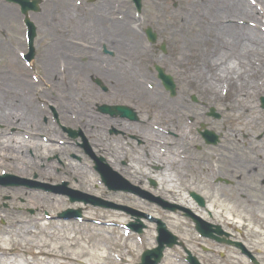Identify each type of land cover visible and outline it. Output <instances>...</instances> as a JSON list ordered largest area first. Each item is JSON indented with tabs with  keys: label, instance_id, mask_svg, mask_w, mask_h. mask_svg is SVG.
<instances>
[{
	"label": "bare ground",
	"instance_id": "1",
	"mask_svg": "<svg viewBox=\"0 0 264 264\" xmlns=\"http://www.w3.org/2000/svg\"><path fill=\"white\" fill-rule=\"evenodd\" d=\"M61 1L58 0V4ZM255 1V4L260 1L264 8V0ZM187 3L189 7L183 9V16H179V20L183 24L180 23V26L178 24L175 27L172 24L173 28L169 25L168 29L171 31L169 35L170 41L172 38L184 41L181 44L177 64L187 67L184 71L188 87L192 92L200 95L206 107L219 105L225 108L235 135H240L245 130L247 131L250 120L251 124L249 126L256 122L262 124L264 116L260 111L256 110L249 100L253 96L256 97L260 93L259 89L264 87V77L258 76L256 69L251 67L244 58H233V60L224 61L223 57L225 56L222 57V49H233V52L237 54L240 52H248L255 55L264 53V49L262 50L261 48L264 42V35H262L261 31L248 25L241 26L244 18L254 14L256 8L251 5L249 0H187ZM191 8L202 9V13L198 18L195 17L194 19V16H190ZM99 13L97 16L100 15ZM4 16L8 15L4 14ZM127 27L129 28V30H126L127 34L132 37L131 42H133L137 39L132 30L135 27V23H128ZM112 30V32L103 33V38L108 36L106 40L112 49L124 51L126 49L125 45L120 44L121 42L119 43L112 34L119 32L120 36H123V24L118 26L114 24ZM81 32L86 33L83 30ZM127 40L129 41V38ZM133 47H135L134 44L131 45V48ZM59 48L63 50L62 48H66V46L60 43ZM91 50L93 52L97 51L96 48ZM132 52L135 53V50L133 49ZM90 56L85 64H79L74 59L70 60L69 58L63 66H60L64 79L57 73L58 69L52 68V59L50 58H46V69L48 77L54 80V88L66 87L65 96H57L55 99L56 110L62 119V123L72 124L76 128L81 129L87 134L91 147L96 150L95 152L103 155L110 164L115 165V162H117V158L114 156L115 150L109 144L110 140L104 138L103 132L110 124L121 129L125 134L136 133L138 127L127 121H112L109 118L91 114L92 107L98 101L100 102L103 96L97 94L92 86L89 87L87 80L96 77L97 74L102 75L104 73L97 69L96 62L98 58L96 57L98 54L93 53ZM9 79L3 78L0 80V121H4L2 124L6 125V127L10 125L9 120L13 121L14 126H19L21 123L24 125L26 121V124L33 123L35 120L32 114L34 109L30 101L17 92V88L21 85L28 86V83L22 78H15L13 80L15 89L10 90L13 85L6 83L9 86L7 87L3 84L4 82L2 83L4 80L9 81ZM108 81L112 90L122 91L126 95L142 98L143 104L147 107L146 114L148 119L142 120L141 124L144 126L143 132L148 137L150 145L149 160L151 163L161 166V169L155 173H143L141 175L142 178L152 177L157 182L158 188L152 194L167 202L168 205L173 204L193 213L195 211L198 212V207L191 202L190 197L181 194L183 191L179 188L178 183L182 174L178 172V169L183 167L186 159H189L190 162L194 163L191 164V172L212 171L213 165L218 162L220 157L213 153H208L203 157L186 153L187 145L192 149L196 143L198 144V140L188 138L185 125L182 123L185 116L182 111L183 105H177L166 99L158 91L159 84L153 86L145 76H137L131 74L130 71L123 72L117 66H115ZM72 84L77 85L78 90L77 87L76 89L71 87ZM73 96H76L80 102V109H78L79 106L75 108L74 105H67L64 102L66 98L71 99ZM22 116L26 118L23 119ZM35 126H38V124H35ZM54 138L55 134L51 136L47 145L36 140L33 141L34 159L23 154L24 141L22 139L15 138L12 140V146L10 140L0 139V151L3 152V154H0V165L10 164V167L13 166V172L23 179H29L32 174L35 175L37 173L35 175L36 181L58 183L63 178H57L53 175L51 171H53L55 166L52 163L46 164L44 159L50 152L64 155L69 151L72 152L73 149L70 144L64 145V147L55 145ZM250 146L248 144L247 148ZM255 147H258V145H255ZM246 151L248 150L246 149ZM61 158L66 163L65 169L69 170L68 172L64 169L65 173L63 172L67 178L77 176L79 180L74 178L75 183L79 181L78 183L86 186L95 182L90 179V172L82 168L83 165H78L64 157ZM236 159L237 157L235 156L229 160L231 165L236 162L234 161ZM258 159L259 162L264 160V155L259 156ZM238 162L239 171H242L241 176L243 179L245 175L247 177L250 173L256 172L257 169L260 172H264L261 170L264 166L255 167L258 166L259 162L249 161L248 156L244 153ZM131 167L134 168V166ZM130 168H128L130 177L136 180V175L134 176L131 172L132 168ZM228 168H230L229 165ZM74 170L78 173H75ZM170 170L171 172H169ZM259 173V176L263 175ZM259 178L264 180V176ZM263 180L261 185H264ZM28 190L26 187H15L13 189L16 195L27 199L32 196L35 199V202L30 200V205L27 204V208L31 206L40 211L48 209L56 211L63 207V200L57 196L37 190ZM145 190L148 192V187ZM187 192L189 194L192 191L188 190ZM219 193L216 191L213 201L202 210L212 213L217 218L223 217L222 220L231 226H228V230L236 229L239 232L240 228L242 230L245 227L248 232H252L258 238L259 244L264 248V229L254 225L256 222L253 219L254 215L252 214L251 216L249 214L252 217L249 220L251 224L250 222L244 224V219H241L237 214L234 215L231 204L225 201ZM239 194H241V191H239ZM262 200H264L263 197ZM24 206L19 205L18 207L23 209ZM165 213L170 215L172 219L177 220L182 210L165 211ZM92 214L94 213L86 211L85 216L88 217L85 218L93 219ZM19 217L20 219L16 222L17 229L13 234L7 230L0 233V264H120L126 257L127 253L124 252V249L128 245V232L123 233L122 237L119 238L121 241L119 246L121 245L123 251H117L113 254L106 245L110 242L118 245L119 239L110 241L109 238L102 236L99 232L81 236L73 233L70 224L67 222L61 223L53 234L51 232L46 233L45 231L49 229V224H46V221L42 218L22 220V216ZM116 219L118 218L114 217L112 222L118 225L122 224L123 221L119 219L116 221ZM258 223L260 224L259 221ZM34 224H37V228L34 227ZM227 233L231 234V232ZM13 249H18V253H13Z\"/></svg>",
	"mask_w": 264,
	"mask_h": 264
},
{
	"label": "rangeland",
	"instance_id": "2",
	"mask_svg": "<svg viewBox=\"0 0 264 264\" xmlns=\"http://www.w3.org/2000/svg\"><path fill=\"white\" fill-rule=\"evenodd\" d=\"M121 1L123 0H119V2ZM125 1H126L125 4L121 3V6H119L122 10H127L126 8H128L127 11L128 13L125 14L124 12L126 11H124L122 12L123 15L121 16L122 21L120 23H122L124 26V32L122 34L125 39H127V37H130L126 31L129 30L127 24L128 23L136 24L135 27L136 34L135 33L134 34L137 36V39H135L136 42L133 43H135V47L137 48V51L133 55H131L133 52H129L130 56L133 57L130 58L124 57L120 59V61L118 62L119 66H121L120 69L123 72L130 71L131 74H135L137 76H145L146 79L149 80L153 86L159 84L158 91H160L166 99H168L171 102H174L177 105H181V106L183 105L182 111L185 116L182 123L185 125L188 138H194L198 140L197 141L198 144L196 143L192 149L190 148L189 145H187L186 148L187 154L191 153L196 156L203 157L208 153L209 154L213 153L214 155L220 157L218 159V162H216L213 165L212 171L207 172L202 170L199 173L191 172V164L194 163L190 162L189 159H186L183 163V167L178 169V172L182 174V177H180L178 183L179 188L183 191L181 194H183L184 196H189L187 191L191 190L192 192H195L196 194L200 195L204 200H206L207 203H210L213 201V196L215 192L218 191L220 192L219 194L223 196L224 200L229 202V204H231V207L234 211V215L237 214L241 217V219L242 218L244 219L243 221L244 224H248L249 222L251 224V221L249 220L252 219L251 216L253 214L254 215L253 219L256 220L254 225H258L264 229V207H262L264 206V200H262V197L264 198V185H261L262 178H259L264 176V172H260V170L257 169L255 173L252 172V174L250 173L249 176L247 177L245 175V178L243 179L241 176L242 171H239V162H238V160H240V157L242 156L243 153L248 156L249 161L250 160L254 161V163L258 162L259 156L264 155V136L263 138H261L262 139L261 141L258 142L256 141V137L264 132V122L262 124H258V122H256L255 124L249 126L251 124V120H250L248 122L249 125L247 126V131L245 130L240 135H235L232 123L231 121L228 120L229 116L226 113L225 108L219 105L206 107L204 100H202L200 95L192 92L188 87L186 80V73L184 71L185 68L187 67L177 64V60L180 55L181 44L184 41H180V39L178 40V38L175 39L172 38V40L170 41L169 35L171 31H169L168 29L169 25L171 28H173L172 24L174 25V27L178 26V24L180 26L181 25L180 23L183 24V22L179 20V16L180 15L183 16L184 15L183 9H187V7H189L187 0H142L140 1L142 5L140 15L135 14L133 8L130 5L129 0H125ZM255 2H256L255 0H251L250 2L251 5L254 8H256L255 13L245 17L244 18L245 23L242 22V24L244 26H247L248 24H252L253 28H258L260 30L262 26L264 28V8L262 7L263 4H261L260 1H258V3L256 4ZM201 10L202 9L199 10V9L191 8L189 14L190 16L192 15V17L194 16L195 19V17L198 18L199 15L202 13ZM147 27H150L152 29V32L156 33L157 35L156 44L158 45V47L160 46V44L165 45L166 47L165 54H162V52L155 49L157 56L150 58V56L147 55V51H148L147 48L141 47V46L144 47L146 45H145L144 37L141 34L140 30H144ZM175 33L178 34L177 32ZM261 33L262 35H264L263 29ZM38 34L40 35V33ZM51 35L52 32L49 36ZM131 38L132 37H130V39ZM125 47L130 51L131 48L130 44L125 45ZM261 48L262 50L264 49V42ZM233 51H234L233 49L232 50L222 49V57L225 56L223 57L224 61L229 59L233 60V58H240V59L244 58L245 60L248 61L251 67L256 69L258 76L264 77V53H262L261 55L260 54L255 55L253 53L249 54L248 52H240L239 54H237ZM123 52L124 53L122 56H126L125 54H129L126 52V50ZM79 61L80 63L81 62L83 63V59H79ZM101 63L102 61H100L99 64H97L98 67L100 66ZM10 65L15 68L14 71L16 73L20 70L26 71L25 72L26 77L24 79L27 80L28 83H31L36 87L34 88L35 90L33 91L32 94L26 96V98L31 97V99L34 98L35 96L38 97V99L34 101L35 109L38 108V111L39 109H42L41 111H44L42 112L44 113V117H47V120L49 121L54 120L55 114L57 115L58 120L61 119L59 118L56 110L55 99L57 96H63V95L65 96L66 87H62V88L60 87L57 89L54 88L55 86L52 78H48V75H46L45 73V68H43L44 67L43 61L37 63L34 68V70L36 69L34 74H36L38 78V83L34 81V79H32L33 72L30 73V71L25 70L21 66V63L19 61L16 63H11ZM155 65L162 67L164 69V72L170 75L174 80L173 82L176 85L175 97L173 98L169 97L168 93L164 91L161 83H159L160 81L157 79L156 73H154L155 71L153 67ZM52 66L53 69L57 70V63L55 60L53 61ZM93 78H89L87 80V83L89 84V87L92 86V88L95 89L97 94L103 96V98L100 102L98 101L92 107L91 110L92 115H97L101 117L102 115H99L97 112V105H101L105 103L108 105H125L127 107H130L138 114L139 122L148 119V116L146 114L147 107L145 104H143L144 102L142 98L140 99L136 96L126 95L122 91H118V92L112 91V93L110 92L109 94L108 92L104 93L103 91H101L99 87L95 86L94 84L95 79ZM100 81L108 89L107 87L108 84L106 85L104 80L102 79H100ZM71 87L76 89L77 85L72 84ZM43 90L47 92L44 97L40 96V92ZM259 90L260 93L256 97L253 96L249 100V102L253 104L256 110L260 111L264 116V113L260 108V102H259L261 97L264 98V87H261ZM73 97L71 99L66 98L64 102L67 105H71V106L74 105L75 108L79 106L78 109H80L81 108L80 102L78 101L76 96ZM193 98L195 99L194 101L192 100ZM211 109L215 110V113L219 115V119L215 120L208 116L209 110ZM39 116L42 118L40 114ZM22 118L24 119L26 117L22 116ZM102 118L104 117L102 116ZM71 121L73 122V120ZM134 125L138 127L136 133L134 132V134L128 133V135L126 136L124 135L121 141L122 148L126 145L124 140L125 139L128 140L129 135H133V136L141 135V137L143 138H148L146 134H144L143 132L144 126L141 123H136ZM201 125H204L205 129L214 132L216 135L220 137L219 140L220 142L216 146H208L204 144L203 140L201 139L200 133L198 132L201 129L200 128ZM15 127H14L15 129L14 131L19 132L20 136L22 135L21 130L26 131V129L28 128L27 126H22V127L15 126ZM62 127L74 131L77 135L76 139L74 138L70 139L71 147L73 148V150L68 155L70 156L72 154L78 157L79 161H75L76 164L79 165V162L80 164L82 163L81 164L83 165L82 168L87 170V172H90L91 174L90 179L91 180L93 179L95 182L94 183L92 182L91 185L88 186L81 185L80 183H78L79 181L75 183V179L79 180L78 179L79 177L71 176L70 178H67L65 174H62L63 168H61V173L59 175L55 173V169L52 171V174L55 175L57 178H61V179L63 178L62 181L58 183V185L66 183L67 184L66 187L68 189L69 187H74L75 189H78L87 194L89 193L90 195H95L97 198H100V200L113 203L114 205L117 206L125 205L127 207H131L132 209L138 211L140 214L144 215V217L148 216L151 218L160 219L166 224L167 229L172 234L178 237L179 241L182 240L184 243L190 244L191 241L193 242L195 240V234L191 229L192 227L190 228L189 226L190 225L189 221H187L186 219L182 221L179 216L177 217V220L172 219L170 215H167L165 211L158 204L142 199L141 197L136 196L132 193H123V192L114 193L108 191L106 187L102 184L99 175L95 173V171L93 170L92 168L93 163L91 159L88 158V156L86 155L85 151L82 148V144H83L82 140L85 139L86 142H88L87 134H85L81 129L76 128L72 124L70 125L65 124ZM113 128L115 130H118L116 129V127ZM57 131H59V133L57 134L55 139L63 140L64 137L60 138L61 131L59 129ZM41 132L43 133V135H45V131L43 129ZM107 133L108 132H106V130L105 132H103L104 138L108 136ZM109 136L107 137V139L110 138H114L113 140L117 139L115 136L113 137H109ZM114 142L111 144L112 147L116 149L115 146L116 143L114 144ZM87 144L89 146V142ZM248 144H250L251 146L247 148ZM255 145H258V147H255ZM245 147L248 151H246ZM146 148L148 149V147ZM90 149H92L91 152L93 153L94 157L101 159L105 158L103 157V155L96 153L95 149L94 150L93 148ZM121 152L122 151H119L120 154ZM125 152L127 151L125 150ZM52 155L49 158V160L51 161H53ZM127 155H129V152ZM127 155H126V160L129 157ZM235 156L237 157V159L234 160L236 162L233 165H231V162L229 160ZM126 160L125 158L124 159L122 158L119 161L121 165H123V163L125 164V166H123V169L129 167L128 165H130V163ZM228 165L230 168H228ZM261 165L264 166L263 160L258 164V166L255 167L260 168L262 167ZM109 167L114 168L118 173L123 172V174L125 175V177H127V179L132 180V178L129 177L128 174L127 175L125 174L127 170L126 171H124L123 169L118 170L116 166H112V165H110ZM158 168L159 166L156 167L150 166V169L152 171H156ZM261 170L264 171V168H262ZM67 171L69 172L68 169ZM144 171H142L141 166L139 165L135 166V168H133L132 170V173L137 176L136 177L137 182L135 181V179L133 181L135 183L142 182V184H144L143 186L147 188L149 186L147 183L148 179L152 181L153 179L152 177H148L147 180H142L139 175ZM63 172L65 173L64 170ZM74 172L78 173L76 170H74ZM169 172H171V170ZM259 172L263 175L259 176L258 175ZM34 177L35 176H33L32 174L31 179H34ZM64 179L66 180V182ZM225 181H227L228 184H225ZM156 186L158 185L156 184ZM157 188L158 187L149 188V192L152 196H154L152 192L154 193L157 190ZM239 191H241V194H239ZM54 196H57L59 199L63 200L62 208L56 211H52L51 209L40 211L37 208L33 209L34 207L30 206L31 208L29 209L30 211L32 210L31 211L32 214H30L26 212L27 211L26 207L30 205V200L35 202V199L31 196V198L27 199V201L21 202V200L17 198L19 196H17L15 193L14 202H13L15 205L12 204V207L11 206L9 207L8 204L7 209L0 208V233L7 230L9 231V233L13 234L14 231L17 229L16 222L17 220L20 219L19 216H22V220H33L37 218H42L43 220L46 221V224H49L48 230L50 231L46 230L45 232L46 233L51 232L53 234L54 232H56V228H58L61 225V223L64 222L63 220L57 218V215L59 213L67 209H72V210L80 209L82 216L81 221L67 220V223L70 224V228L72 229L73 233L80 234L81 236L82 235L86 236L89 234H94L99 232V234H101L102 236L104 235L106 236V238H109L110 241L113 240L115 241V239L118 240L120 237H122V234L127 231L125 230V226L129 225V223L142 225L141 227H143V229L141 234H135L132 232L130 233V236L128 238V245L124 249V252L127 254L125 255L126 257L124 258V260H122L120 264H138L141 256V252L144 251L145 249H150V247L152 248V246L154 245L155 236H156L155 224L150 222L148 219L144 217H137L130 220V218L125 213L119 210L108 209L103 207H93L90 205H87L85 207L81 203L71 204L69 202V199L65 196H59V195H54ZM19 205H25V206L23 209H19L18 207ZM86 211L90 213H94L92 214L93 219L90 220L85 218L88 217L85 216ZM2 212L5 215H3ZM45 217L46 218L48 217L49 219L46 220ZM114 217L123 221L122 222L123 224L118 226L114 223L113 224L108 223V222H112ZM222 218L223 217H219V218L216 217L215 219L217 222L223 224L226 227L230 226V224L223 221ZM118 219H116V221H118ZM257 219L260 222V224L258 223ZM104 222H107V224ZM31 225L33 226V224ZM34 227L37 228V224H34ZM241 231H242L241 239L248 245V248L252 250V252H255L258 262L264 264V248L259 244L258 238H256L252 234V232H248L245 229V227H243ZM117 243L118 245H115L114 242H110L109 244L106 245L107 248L110 250V252L113 254H115L117 251H123L121 245L119 246V243H121L120 239L119 242ZM234 252H232L228 257L230 259V262H228V264H250L242 256L236 255L233 257ZM13 253L15 254L18 253V249H13ZM161 264H178V263L174 261L173 254L169 255L168 253H166L165 258Z\"/></svg>",
	"mask_w": 264,
	"mask_h": 264
},
{
	"label": "flooded vegetation",
	"instance_id": "3",
	"mask_svg": "<svg viewBox=\"0 0 264 264\" xmlns=\"http://www.w3.org/2000/svg\"><path fill=\"white\" fill-rule=\"evenodd\" d=\"M34 1L37 2V11L30 8L31 3ZM118 2L114 0H62L58 4V0H29L18 4L14 0H0V13H2L0 15V80L10 78L9 81L4 80L2 83L4 82L3 84L7 87L9 86L6 83L13 85L10 90L15 89L13 80L22 73H16L15 68L10 64L18 61L22 64L24 62L23 58L29 56L26 39L27 30L24 25L25 10V15L33 23L36 32V38L33 40L34 55L32 63L43 61V64H45L46 58L52 59L51 63L54 60L56 63L67 62L69 58L75 61L80 58L88 60L91 57L90 54H98L97 51L93 52L92 48L102 49L103 47L108 48V51L114 54L109 57V59H113L124 52L119 49H112L106 40L108 36L103 38V33L112 32L114 24L117 26L120 24L112 17L124 12L119 7ZM98 9L101 13L98 12ZM98 13L99 16H97ZM4 14L8 16H4ZM82 30L86 33H82ZM51 32L52 35L49 36ZM38 33L40 35L42 33V35L40 36ZM112 34L119 43L121 42L120 44L126 45V41L123 40V36H120L119 32ZM60 43L65 45L66 48L61 50L59 48ZM125 50L131 52L133 48H130V51L127 48ZM100 57L98 55L96 58L99 59ZM12 122V120H9L10 128L5 133L3 132L4 125L0 123V139L10 140L11 146L12 140L15 139V129ZM19 138L21 139V137ZM141 143V141H138L137 145ZM0 154H3V152L0 151ZM23 154L30 155L31 151L24 147ZM134 155L132 153V156ZM147 159L149 160V157ZM9 165H0V174L3 172L13 173V166L10 167ZM122 166H125V164L123 163ZM119 169H123V167ZM148 185L151 186L152 183L148 182ZM2 199L4 200V208L7 209L11 196L7 194ZM225 241L234 246L235 243L239 244V242L243 244L235 236H232L231 240L226 237ZM186 245L192 251H197L202 247V244L198 241H191L190 244ZM204 258L205 260H200L202 264H228L230 262L225 260L224 253H208L205 254Z\"/></svg>",
	"mask_w": 264,
	"mask_h": 264
},
{
	"label": "water",
	"instance_id": "4",
	"mask_svg": "<svg viewBox=\"0 0 264 264\" xmlns=\"http://www.w3.org/2000/svg\"><path fill=\"white\" fill-rule=\"evenodd\" d=\"M133 1H134L136 8L139 11L140 10V2H139L140 0H133ZM146 34H147L150 42L155 41V35L152 32H150V29H148L146 31ZM162 50H163V47H162ZM156 71L158 72V78L161 79L165 89L170 92L171 96H173V94H175V92H173L174 91V84L172 82V79L169 76H165L160 68L156 67ZM262 102L264 104V101H262ZM111 110H112V114H115L114 112H116V114L117 113L121 114V116H123V115L128 116L127 114L129 113L128 109L123 108V107H114V108H111ZM99 111L104 113L106 111V108L102 106L101 108H99ZM213 116L215 117V119L218 117L216 115H213ZM203 137H204L206 143H208V144H210V143L215 144L217 142V138L213 133L205 131L203 133ZM98 170L101 174L103 181L106 183V185H109V177L111 176V174L106 172L103 168H98ZM192 197L194 199L202 201L198 196H196L194 194H192ZM159 226H160L159 236H160V240L162 241L161 243L167 242L168 237L166 235H168V233L166 232L164 226H162V225H159ZM161 251H162L161 247L157 250L146 251L141 258V264H158V262L161 258Z\"/></svg>",
	"mask_w": 264,
	"mask_h": 264
}]
</instances>
